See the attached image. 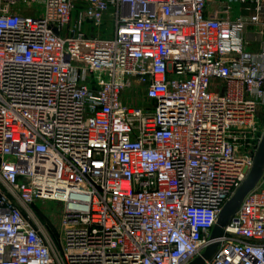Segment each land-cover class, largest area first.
Wrapping results in <instances>:
<instances>
[{"label": "built area", "instance_id": "built-area-1", "mask_svg": "<svg viewBox=\"0 0 264 264\" xmlns=\"http://www.w3.org/2000/svg\"><path fill=\"white\" fill-rule=\"evenodd\" d=\"M211 1L0 0V264H264V173L212 238L264 135V0Z\"/></svg>", "mask_w": 264, "mask_h": 264}, {"label": "rangeland", "instance_id": "rangeland-1", "mask_svg": "<svg viewBox=\"0 0 264 264\" xmlns=\"http://www.w3.org/2000/svg\"><path fill=\"white\" fill-rule=\"evenodd\" d=\"M224 2H226L224 0ZM231 4L234 7V10L231 14L232 18H235L239 15H243L246 17L248 20L251 18V16L254 15V6L256 5L255 3L252 2H231ZM251 7V8H250ZM245 8H248L247 11ZM40 13L43 12L42 8H38ZM264 22V18H262V23ZM91 28L90 24H85L84 25V31L88 32L89 29ZM112 25L109 21L105 22V25L103 26V35L104 36H109L111 31ZM254 28V29H253ZM256 26L253 25V23H249L248 25V43L249 46L255 47V49L258 47V44L255 40V35L250 33L255 30ZM105 29H109V31H106ZM256 31V30H255ZM98 32V28L95 29V33ZM256 37H261L260 33L257 32ZM264 38V37H263ZM260 40V39H259ZM254 41V42H253ZM259 42V41H258ZM260 47V46H259ZM257 48L256 50H258ZM64 204L61 202H56V201H49V200H38L34 205L32 206V209L34 213L36 214L38 221L48 230L50 233L55 236L58 230V227L60 226L61 222V217L64 211Z\"/></svg>", "mask_w": 264, "mask_h": 264}, {"label": "water", "instance_id": "water-1", "mask_svg": "<svg viewBox=\"0 0 264 264\" xmlns=\"http://www.w3.org/2000/svg\"><path fill=\"white\" fill-rule=\"evenodd\" d=\"M264 173V135L262 137L261 143L259 145L255 162L253 168L243 183V185L238 189L235 195L225 204L219 217L217 223L214 227L212 238H219L224 235L225 227L240 208L246 195L252 191L260 182ZM218 248V243L211 244L207 251L195 259L191 264H205V260L213 256Z\"/></svg>", "mask_w": 264, "mask_h": 264}, {"label": "crops", "instance_id": "crops-1", "mask_svg": "<svg viewBox=\"0 0 264 264\" xmlns=\"http://www.w3.org/2000/svg\"><path fill=\"white\" fill-rule=\"evenodd\" d=\"M225 6H226V2H222L221 0H213V1H211L210 3H209V7H208V10H207V16L208 17H212V18H215V17H218L219 15H220V12L218 11L219 10V8H225ZM251 8V7H250ZM247 9L248 8H245V10L247 11ZM254 29V28H253ZM256 30V29H255ZM253 31V32H250V33H252V34H254L255 35V40L254 41H256L257 42V44H258V47L257 48H259V46H260V44H261V41H262V39H264L263 37V35H261L260 34V36L261 37H256V35H257V30L256 31ZM260 39V40H259ZM253 41V42H254ZM259 41V42H258ZM256 48V49H257ZM249 49H251V50H256L255 49V47H251V46H249Z\"/></svg>", "mask_w": 264, "mask_h": 264}]
</instances>
